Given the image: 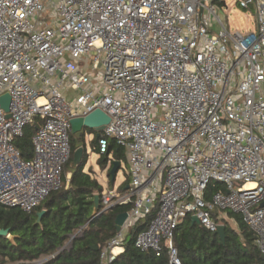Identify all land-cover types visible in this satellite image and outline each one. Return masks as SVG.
<instances>
[{
    "label": "built area",
    "instance_id": "1",
    "mask_svg": "<svg viewBox=\"0 0 264 264\" xmlns=\"http://www.w3.org/2000/svg\"><path fill=\"white\" fill-rule=\"evenodd\" d=\"M237 5L255 11L252 30L229 28L227 0H0V205L30 213L60 190L71 120L102 110L98 154L124 148L130 183L100 194L101 209L130 210L100 264L152 214L136 247L169 264H182L188 215L212 232L240 215L264 256V0ZM36 118L25 160L15 141Z\"/></svg>",
    "mask_w": 264,
    "mask_h": 264
},
{
    "label": "trees",
    "instance_id": "2",
    "mask_svg": "<svg viewBox=\"0 0 264 264\" xmlns=\"http://www.w3.org/2000/svg\"><path fill=\"white\" fill-rule=\"evenodd\" d=\"M39 121L36 118L34 123L26 126L24 135L15 141L25 160L33 158L32 139L39 128ZM97 134L91 145L98 153ZM86 138L84 131L80 139L71 133V157L63 173L64 184L66 174L71 173L68 189L63 186L53 192L30 213L0 205V229H9L15 237L14 241L0 237V264H100L101 251L117 235L116 218L128 212L130 207L116 206L91 220L94 195L102 194L103 187L85 172L89 160ZM80 147L84 148L83 158L77 168H72L74 154ZM111 154L120 163L127 161L125 149L112 140L109 152L100 156L98 162L106 167ZM109 179V186H114L110 172ZM222 188L220 183L211 182L207 189L208 199ZM122 189L125 190V187ZM79 199L82 200L81 208ZM41 211L46 212L41 223L37 224V213ZM217 214L214 213V216ZM153 217L154 214L136 222L125 238L124 252L112 264H169L167 252L157 257L153 251L144 252L136 247L138 235L147 228ZM231 220H234L237 228L232 226ZM221 222L226 227L225 243L216 232L201 224H193L191 215L183 219L174 238L182 264H264L256 235L240 215L228 213V217ZM81 229L80 235L70 242L71 237ZM95 245L98 250L93 249Z\"/></svg>",
    "mask_w": 264,
    "mask_h": 264
},
{
    "label": "rangeland",
    "instance_id": "3",
    "mask_svg": "<svg viewBox=\"0 0 264 264\" xmlns=\"http://www.w3.org/2000/svg\"><path fill=\"white\" fill-rule=\"evenodd\" d=\"M227 6L229 7V10H226L225 6H222L220 10H218V14L225 19L226 24L229 26V28L232 31H250L253 29V26L255 25L256 21V14L253 9L244 10L241 9L237 5V0H227ZM47 20H50V18L47 16ZM87 133V132H86ZM98 132L94 131L91 133H87L86 141H87V153L89 155V160L87 163V166L85 168V172L89 173L92 178L97 179L100 185L103 187V192L107 191V189H115L118 190L120 184L125 181L127 178H129V162L128 160L121 163V168L118 171L115 185L110 187L109 186V172L111 171V168L113 166V162H115L114 155H110V161L106 167H103L99 162L100 155L96 153L93 150V147L90 143V140H92L95 135ZM67 182L64 184V189H68L70 186V180H71V173L66 174ZM232 226L234 228H237V225L235 222H232Z\"/></svg>",
    "mask_w": 264,
    "mask_h": 264
},
{
    "label": "water",
    "instance_id": "4",
    "mask_svg": "<svg viewBox=\"0 0 264 264\" xmlns=\"http://www.w3.org/2000/svg\"><path fill=\"white\" fill-rule=\"evenodd\" d=\"M0 103L2 107L4 108V110L8 112L10 109V96L9 95L2 96L0 99ZM109 123H110V117L106 113H104L102 110H96L86 117H79V118L72 119L71 120V128H72L71 133L75 135L78 139H80L85 129L94 130L98 132L97 134V139H98L100 136V133L105 129L106 125H108ZM83 154H84L83 147H80L79 149L76 150L74 154L73 162L71 164L72 168L78 167V165L81 163V160L83 158ZM120 167H121L120 162L115 161L113 163V166L110 171L112 184H114L116 181V177H117L118 171L120 170ZM79 203H80V208H81L82 207L81 199H79ZM93 203H94V208H93L91 220H93L95 217L103 213V211H101V195L100 194L94 195ZM263 206L264 204L262 205V207ZM45 212L46 211H41L37 213L38 215L37 224L41 223L42 217L44 216ZM127 218H128V213H122L116 218L115 224H116L117 232L121 231ZM192 222L193 224L200 225V220L198 219L197 216L192 217ZM216 234H218L222 242L225 243V239H226L225 225H220L218 227ZM0 237H6L11 241H14V238H15L11 234L9 229H0ZM93 249L98 250V246L95 245Z\"/></svg>",
    "mask_w": 264,
    "mask_h": 264
},
{
    "label": "crops",
    "instance_id": "5",
    "mask_svg": "<svg viewBox=\"0 0 264 264\" xmlns=\"http://www.w3.org/2000/svg\"><path fill=\"white\" fill-rule=\"evenodd\" d=\"M68 95H69V96H72V93H68ZM88 131H89V129H85V130H84L85 133L87 132V133L89 134ZM87 133H86V134H87ZM96 138H97V136H96ZM91 141H92V140H90V143H91ZM78 149H79V148H78ZM86 149H87V141H86ZM93 150H94V149H93ZM94 151H95V150H94ZM96 153H97V152H96ZM72 162H73V161H72ZM71 167H72V166H71ZM120 168H121V167H120ZM126 181H128L127 185L125 184ZM66 182H67V179H66ZM115 182H116V181H115ZM129 183H130L129 178H127L125 181H123V182L120 184L118 190H124V189H122L123 187H125V189H126V187L129 185ZM114 184H115V183H114ZM126 213H127V212H126ZM231 221L233 222L234 220H231ZM129 232H130V231H129ZM128 234H129V233H128ZM128 234H127V235H128ZM119 251H120V254L123 253V252H124V248H123L122 250H119ZM120 254H119V255H120Z\"/></svg>",
    "mask_w": 264,
    "mask_h": 264
},
{
    "label": "bare ground",
    "instance_id": "6",
    "mask_svg": "<svg viewBox=\"0 0 264 264\" xmlns=\"http://www.w3.org/2000/svg\"><path fill=\"white\" fill-rule=\"evenodd\" d=\"M251 186H252L251 184L248 185V187H251ZM117 251H118V250H117Z\"/></svg>",
    "mask_w": 264,
    "mask_h": 264
}]
</instances>
